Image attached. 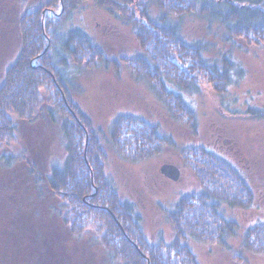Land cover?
<instances>
[{
    "label": "trees",
    "instance_id": "trees-1",
    "mask_svg": "<svg viewBox=\"0 0 264 264\" xmlns=\"http://www.w3.org/2000/svg\"><path fill=\"white\" fill-rule=\"evenodd\" d=\"M86 3L130 26L137 47L130 57H122L129 73L145 83L171 121L194 135L196 115L182 93H198L206 86L223 94L233 63L225 55L219 60L208 56L212 45L205 36L186 40L185 20L198 18L205 35L222 30L227 39L264 46V0H28L14 16L19 48L0 80V152L16 144L13 119L58 125L65 157L45 176L43 194L56 201L52 215L69 238L79 242L86 237L100 246L104 264H198L189 242L224 247L238 226L222 216L220 207L248 209L251 190L220 155L201 146L181 148L182 166L198 188L162 213L171 229L169 242L161 235L146 239L140 217L129 202L120 200L106 175L104 146L122 161L137 164L172 142L159 135L157 124L129 114L116 115L104 135L74 103L65 75L67 61L89 69L98 63L111 65L91 36L70 25ZM29 172L33 174V166ZM13 238L16 250L7 264H71L59 241L25 232ZM241 249L264 255V224L245 230Z\"/></svg>",
    "mask_w": 264,
    "mask_h": 264
},
{
    "label": "rangeland",
    "instance_id": "rangeland-1",
    "mask_svg": "<svg viewBox=\"0 0 264 264\" xmlns=\"http://www.w3.org/2000/svg\"><path fill=\"white\" fill-rule=\"evenodd\" d=\"M23 2L28 0H0V80L18 52L14 16L21 11ZM70 25L91 36L111 63H98L89 69L68 60L65 68L71 97L94 127L106 135L107 125L116 115L129 114L157 124L159 135L172 142L156 157L137 164L122 161L109 146H104L106 175L120 200L129 202L140 217L146 239L154 241L161 235L165 242L170 241L171 229L162 213L181 195L198 188L191 173L182 166L179 152L184 147L201 146L220 155L244 178L252 201L248 209L221 205L222 216L238 226L224 247L189 242L190 250L198 264H264V255L241 249L245 230L264 224V117L256 115H264V46L227 39L222 30L205 35L200 20L188 16L183 26L186 40L205 36L212 45L208 56L219 60L225 55L233 63L231 83L223 94L206 86L198 93H182L196 115V132L191 135L171 121L145 83L129 73L122 57H130L137 47L130 26L92 3L82 5ZM114 63L118 70L113 68ZM13 122L16 144L0 152V264H7L10 253H15L13 237L23 232L36 233L44 241L61 242L60 251L68 255L71 264H104L100 246L86 237L77 242L65 234L52 215L56 201L43 194L45 176L65 157V142L58 125L44 119ZM165 164L178 168L177 181L161 175L160 167ZM32 166L34 176L29 172Z\"/></svg>",
    "mask_w": 264,
    "mask_h": 264
},
{
    "label": "water",
    "instance_id": "water-1",
    "mask_svg": "<svg viewBox=\"0 0 264 264\" xmlns=\"http://www.w3.org/2000/svg\"><path fill=\"white\" fill-rule=\"evenodd\" d=\"M160 173L164 177H166L172 181H177L179 178V170L174 165H170V164L162 165L160 167Z\"/></svg>",
    "mask_w": 264,
    "mask_h": 264
},
{
    "label": "bare ground",
    "instance_id": "bare-ground-1",
    "mask_svg": "<svg viewBox=\"0 0 264 264\" xmlns=\"http://www.w3.org/2000/svg\"><path fill=\"white\" fill-rule=\"evenodd\" d=\"M99 9H101V8H99ZM101 10H103V9H101ZM104 11V10H103ZM105 12V11H104ZM106 13V12H105ZM110 16V15H109ZM162 175V174H161ZM163 176V175H162ZM164 177V176H163ZM165 179H167L166 177H164Z\"/></svg>",
    "mask_w": 264,
    "mask_h": 264
}]
</instances>
